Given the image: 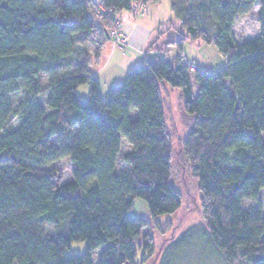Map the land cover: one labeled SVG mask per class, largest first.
<instances>
[{"label": "trees", "instance_id": "obj_1", "mask_svg": "<svg viewBox=\"0 0 264 264\" xmlns=\"http://www.w3.org/2000/svg\"><path fill=\"white\" fill-rule=\"evenodd\" d=\"M158 1L0 0V264H93L101 246L97 264H139L137 250H153L142 230L182 202L171 181L164 83L179 89L192 121L182 150L202 223L170 242L158 264L197 243L224 264H264V0H168L182 32L166 45L177 54L144 58L103 98L91 67L105 34L120 12ZM254 9L258 35L237 41L236 20ZM187 40L212 44L225 65L197 69L182 54ZM64 157L71 178L60 183L44 167ZM137 199L149 218L131 214ZM81 241L84 252H65Z\"/></svg>", "mask_w": 264, "mask_h": 264}, {"label": "rangeland", "instance_id": "obj_2", "mask_svg": "<svg viewBox=\"0 0 264 264\" xmlns=\"http://www.w3.org/2000/svg\"><path fill=\"white\" fill-rule=\"evenodd\" d=\"M255 11L254 9L251 13L241 16L236 20L233 31L237 41L245 38L251 39V37H255L258 33ZM155 14L156 21L160 20L163 22L161 24L160 33L157 31L154 32L156 38L159 39L165 35L166 40L177 39L182 30H180L178 21L173 17L170 11L168 0H160L158 2ZM116 30L120 36L119 26ZM105 36L106 38H110L107 33ZM120 37V39L125 42V39L122 36ZM166 40L164 42H166ZM196 43H200V41L190 42L187 40L182 45V53L188 62L195 60L198 62L199 69L208 72H215L224 66V58L218 55L216 48L212 44H203L198 48ZM167 47L172 48L171 51L174 54L178 52L174 45H166V43H164V45L162 44L161 50L164 51ZM88 48L90 50L94 49V44L90 41L88 43ZM142 59L143 57L138 59L133 57V62L128 63V65L124 67L125 69L119 68L118 61H112L105 70L97 74V79L100 84V95L105 98L107 90L113 85L120 84L124 80L127 72L139 64ZM152 59L153 55L150 54L148 60ZM94 63L96 66L99 64L96 62ZM42 77L44 80L46 79L44 75H42ZM193 89L194 91L196 90L195 85ZM87 90V85H81L77 88V94L81 100L87 99ZM160 95L164 108L165 125L171 140V181L173 186L179 191L182 202L176 212L171 215H161L156 220H150L149 226L142 230L141 235L143 233L149 234L148 238L151 240L153 250L149 254L137 250L135 257L136 261L139 262V260L143 258V261L139 262V264H158L162 251L170 242L178 238L179 235L186 230L199 226L202 223L200 193L196 181L191 175L190 164L182 150L183 138L192 121L184 112L178 88L170 87L166 83L161 84ZM134 115L135 111L131 113L132 117H134ZM261 136L264 138V131L261 133ZM55 140L56 138H53L51 141ZM127 150L128 146L123 143L117 159L118 171H122L125 168L121 157ZM44 168L52 170L60 183L66 182L71 178L72 162L69 157L61 158ZM259 198L262 203L264 214V189L260 191ZM252 204L253 202L251 200L244 199L242 201L243 210L248 211L252 207ZM131 214L137 217L149 218L146 212V206L140 199L135 200ZM45 226L47 232H53L51 224H46ZM136 240L141 241V237L136 238ZM85 247L86 243L84 241L73 242L65 252L82 253ZM103 248L104 246H101L93 252V264H97L98 256ZM174 264H224V262L219 257L212 255L201 243H197L190 250H180ZM241 264L246 263L241 262Z\"/></svg>", "mask_w": 264, "mask_h": 264}, {"label": "crops", "instance_id": "obj_3", "mask_svg": "<svg viewBox=\"0 0 264 264\" xmlns=\"http://www.w3.org/2000/svg\"><path fill=\"white\" fill-rule=\"evenodd\" d=\"M158 2L154 4H141L142 7L140 9L122 11L117 15V19L119 22V31H120L119 34L125 39V42L115 43L112 38L105 39V43L103 44L99 54V60H98L99 64L97 66L93 64L91 67L92 73L95 76V78H97V74L105 70L112 61L114 62L118 61V63L120 64V65L118 64V66L121 69L126 67L128 63H132L133 57L137 59L140 57H143V59L144 58L148 59V56L150 54L153 55V58L157 55L164 56L165 52L161 50L162 44L164 45V43H167L168 41H172L173 39L166 40L165 35L158 39L154 35L155 31L160 33V29L162 27L161 24L163 23L160 20L156 21L155 19V15H156L155 12ZM258 32H259V25H258ZM257 35L258 33L255 36ZM165 40L166 42H164ZM196 44H197L196 46L199 48L204 43L200 42ZM167 48H169V56H175L177 54V53L174 54L171 51L172 48L170 47ZM92 51L93 50H91V52ZM218 55L221 56L220 54ZM184 59L186 60L185 56ZM189 62L194 63L195 67L199 69L197 61L191 60Z\"/></svg>", "mask_w": 264, "mask_h": 264}, {"label": "built area", "instance_id": "obj_4", "mask_svg": "<svg viewBox=\"0 0 264 264\" xmlns=\"http://www.w3.org/2000/svg\"><path fill=\"white\" fill-rule=\"evenodd\" d=\"M142 7L141 4H139L137 7H135L134 9H140ZM118 22L116 21L113 25V27L109 30V32H107L108 37L112 38L114 40L115 43H123L124 41L122 39H120L121 37L118 35L117 33V27H118ZM194 69V65L191 64L190 65V70Z\"/></svg>", "mask_w": 264, "mask_h": 264}]
</instances>
